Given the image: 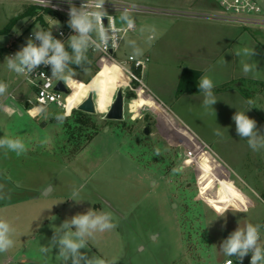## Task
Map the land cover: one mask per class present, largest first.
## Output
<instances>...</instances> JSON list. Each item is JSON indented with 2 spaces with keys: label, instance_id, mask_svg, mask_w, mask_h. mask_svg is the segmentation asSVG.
<instances>
[{
  "label": "rangeland",
  "instance_id": "1",
  "mask_svg": "<svg viewBox=\"0 0 264 264\" xmlns=\"http://www.w3.org/2000/svg\"><path fill=\"white\" fill-rule=\"evenodd\" d=\"M121 1L173 12L217 7L213 0ZM27 8L26 3L0 0V30L18 18L9 35H0V82L7 85L0 104H10L9 94L17 88L15 95L21 94L24 101H13L21 114H12L4 106L0 109V138L20 139L26 146L19 156L0 149V218L13 221L15 232H25L20 240L38 264L61 262L58 249L49 247L44 253L42 246H48L53 230L65 219L89 208L108 213L115 226L95 233L88 240L93 249L81 251L112 264H221L228 258L219 248L222 240L249 223L263 227L264 150L252 151L247 140L236 134L232 120L236 111H247L250 106L239 100L225 111L221 101L213 110L202 101L173 103L163 96L168 104L164 108L147 95L148 89L166 95L174 91L179 66L193 63L181 59L180 54H187L183 53L186 46L174 43L188 33L181 26L185 19L126 14L137 29L126 36L115 58L117 62L130 54L148 58L145 70L138 74L142 83L116 72L99 55L87 53L84 60L92 68L67 69L57 77L68 86L69 109L78 106L90 86H95L98 112L88 115L86 125L81 126L73 112L76 109L65 112L51 106L37 119L30 118L35 91L21 74L7 68L11 40L20 35L28 40L29 33L41 30L23 16ZM123 16H117L122 27L127 25ZM236 26L239 33L246 32L239 34L244 48H254L256 53L257 46L264 48V27ZM93 38L99 41L95 33ZM242 60L247 58L238 59V71H242ZM227 61L216 59L204 70L211 75L224 69ZM255 62L260 67L257 74L264 61L254 55ZM119 79L127 86L125 120L108 121L105 116L116 97ZM262 84V90L255 88L247 115L264 133V97H258L264 96ZM245 89H238L243 96ZM58 116L63 117L62 122ZM148 125L151 133L146 136L143 131ZM74 191L81 203L71 200ZM22 215L23 227L19 222ZM14 247H20L18 240L11 249Z\"/></svg>",
  "mask_w": 264,
  "mask_h": 264
},
{
  "label": "clouds",
  "instance_id": "2",
  "mask_svg": "<svg viewBox=\"0 0 264 264\" xmlns=\"http://www.w3.org/2000/svg\"><path fill=\"white\" fill-rule=\"evenodd\" d=\"M69 19L68 26L74 34L68 38L71 54L66 50L64 41L53 36L52 31L33 30L26 44L14 55L5 57L7 68L17 74H30L41 65L50 66L53 76H63L69 69L71 63L79 65L84 60L85 52L90 45L99 47L96 39H93V33L96 34L101 43L106 44L109 39V30L104 26L106 10L104 8L105 0H83L80 7H76L72 0H68ZM127 22L128 29L134 27V21L126 14L122 17ZM113 31L114 26L109 25ZM38 42V43H37ZM236 57H246L242 60V72L244 75L253 73L257 70V64L252 63V57L256 55L255 49L247 47L234 53ZM215 84L208 76H201L198 80L199 92L203 94V106L213 108L217 103L214 95ZM7 85L0 82V95H4ZM249 105L252 100L247 101ZM247 111H236L232 120L235 123L236 134L241 139H246L249 148L254 152L264 150V133L257 127V121L250 118ZM58 120L63 121V117L58 116ZM219 135V132H217ZM0 149L14 152L21 155L26 152V146L20 139L8 137L0 138ZM78 192L74 191L73 201L77 200ZM246 210V209H245ZM115 225L111 221V216L105 212H97L89 208L84 213H77L69 219H65L60 226L53 230V235L48 246H42L41 251L47 253L49 247L58 249L57 255L61 259V264H106L105 260L99 257H89L82 249H87L89 238L95 233H103L111 230ZM14 229L6 220L0 219V253L7 252L14 246ZM260 226L252 223L244 228L237 227L229 236L220 243V250L227 257L235 256L242 264L244 258L251 254L250 264H264V246L260 243ZM227 264H233L228 260Z\"/></svg>",
  "mask_w": 264,
  "mask_h": 264
},
{
  "label": "built area",
  "instance_id": "3",
  "mask_svg": "<svg viewBox=\"0 0 264 264\" xmlns=\"http://www.w3.org/2000/svg\"><path fill=\"white\" fill-rule=\"evenodd\" d=\"M22 3H26L34 10V15L31 18V25L39 24L43 31H52L55 38L64 41L66 50H69L68 38L74 34L73 30L68 26V0H15ZM83 0H72V3L76 7H80ZM218 7L217 12L213 13H181L168 10H161L154 7H143L136 5H129L121 0H105L104 8L106 10V17L104 18V26L109 30V39L106 44L97 41L100 45H90L85 53L92 56L94 54L99 55L100 61H108L109 63H116L124 72L131 78V81L137 80L142 83L138 74H142L146 68V62L149 59L142 60L135 55L130 54L124 61L117 62L115 54L119 50L122 42L126 36L135 32L136 25L131 29H128L127 25L122 27L117 23V16L125 15L128 13H143V14H157V15H174V16H193L201 17L205 19H211L214 21H220L225 23H232L244 28L249 27H264V0H213ZM45 15V16H44ZM48 16V20L44 17ZM45 20L44 23L40 19ZM105 20L107 21L105 23ZM109 25L114 26L116 30L114 33L109 28ZM32 33H29V37ZM94 39V38H93ZM27 40L21 35L19 41L11 46L10 55H14L20 50ZM38 43V42H37ZM24 81L33 87L35 91V100L30 101L33 107L32 111H36L37 115H41L45 110L51 106H56L61 111H72L76 109L73 107L69 109V93H63L58 91L57 85L59 82H63L68 89L67 84L57 79L58 76H53L50 66L41 65L34 72L30 74H21ZM60 78V77H59ZM31 112V111H29ZM259 243L264 246V221L263 227L260 228V241ZM251 254L247 255L242 264H250ZM228 260H232L233 264H240L235 256L226 258L221 264H227Z\"/></svg>",
  "mask_w": 264,
  "mask_h": 264
},
{
  "label": "crops",
  "instance_id": "4",
  "mask_svg": "<svg viewBox=\"0 0 264 264\" xmlns=\"http://www.w3.org/2000/svg\"><path fill=\"white\" fill-rule=\"evenodd\" d=\"M27 7L29 8H27V10H25L22 14H26L28 13V10L32 9V7H30L29 5H27ZM217 10H218V7H213V9H207V11H188V12L189 13H211V12L215 13L217 12ZM181 13H187V11H183ZM33 15L26 16V18L30 20V24H31V18L33 17ZM177 17L185 19V20H182L181 26L183 29H185L188 32L185 35H182L183 39L176 38L174 41L175 44H182L186 46V49H187V50H183V53H187V54L181 55L180 50H179L178 55L180 54L181 59L185 58V60L187 59L192 60L193 63L189 62L188 65L183 64V66H179L178 68L179 74H177L178 81H177L176 86L173 87L174 91H171V93H168V95H166V94H162V92H160V94H154L148 89L146 91L147 95H149L150 98H152V100L156 102L160 107H164V108L168 104L165 102V99L163 96L166 97V100H168V102H173V103L182 102V100L184 99L191 101V102L203 101V94L201 92H192V93H184V94L178 93V87L181 81L183 71L192 70V71L200 72L201 73L200 77L206 75L213 80L215 84V87L213 89L214 95L216 96L218 100L217 102H221V101L225 102L223 106L225 111L231 107L230 103H235L239 100L241 101L243 105H249L247 101L254 100L253 98L255 96L254 95L255 88L259 87L262 90L261 85H263L262 83H264V67L262 65L261 67L263 68L259 70V73L257 74L255 73V75H253L252 73L251 74L249 73L248 75H244L242 71L237 70L236 66L238 65L239 57H236L234 53L244 48L245 43L239 42V37L246 34V32L241 31V33H239L237 26L232 23H225V22L214 21L211 19H205V18L193 17V16H177ZM46 19H48V17ZM42 20L43 19H41V21ZM44 21L45 20H43L42 22L44 23ZM239 34H241V36H239ZM20 37L21 35L18 36L16 40H11V42L9 41L10 45L13 46V44L17 43ZM257 49L258 51L256 55L264 61V48L262 49L257 46ZM69 53L71 54V48H69ZM226 58H228V61L225 63L224 69L214 71L215 73L211 75H207L208 73L204 70V68H207L211 64H214L216 62V59L221 60V59H226ZM257 68H260V67L257 66ZM69 69H72V65ZM58 77H61V76H58ZM231 83H237V84L233 86ZM238 83L240 84L238 85ZM84 85L85 84H83V87ZM29 86L31 90L34 91L33 87H31L30 84ZM242 86L247 87V89H245L246 95L244 94V96L241 93L242 91L239 92L238 90ZM18 89L19 88L15 89L14 92L9 94V98L10 100H12L11 102H9L10 104H6V105L0 104V109L3 108L4 106L6 107V110H8L12 114H15V113L21 114V111H19V108H18L19 106L17 103L24 102V101L21 98L22 97L21 94L15 95V91H18ZM149 92L152 95L148 94ZM172 92H175V93L172 94ZM86 93H87V90L85 91V94ZM258 93H261L260 95H262V92H258ZM220 97H224V99H219ZM258 97L262 98L264 96L262 95ZM13 101H19V102L13 103ZM249 106L251 107V105ZM36 113H37L36 111H31L30 118L37 119L40 115L38 116ZM204 145L208 146L207 143H205ZM4 209L8 211L10 210L8 208H4ZM0 210H2V208H0ZM0 215H2V211ZM6 215H9V214H6ZM23 216L24 215L20 216V219H19V222L22 223L21 225L22 227L25 225ZM0 219L6 220L7 222H9L13 229L17 228V226H15V223L11 221L8 217L7 218L2 217ZM19 222H17V224H19ZM22 236H25L24 231L17 230L15 232V229H14L13 239H14V242L18 240V245L20 247L18 248L14 247V250L9 249L7 252L0 253V264H38V262L35 261L36 259L33 258V256L30 254V249H27V248L25 249V246L23 245L24 241L20 240ZM22 245L23 247L21 248ZM91 247L92 245L88 242L87 249L92 250L93 248ZM93 251L96 252V250H93ZM104 260L106 264H112L108 260L106 259ZM48 264H61V262L52 261Z\"/></svg>",
  "mask_w": 264,
  "mask_h": 264
},
{
  "label": "water",
  "instance_id": "5",
  "mask_svg": "<svg viewBox=\"0 0 264 264\" xmlns=\"http://www.w3.org/2000/svg\"><path fill=\"white\" fill-rule=\"evenodd\" d=\"M107 21L105 20V23ZM69 51V50H68ZM71 67V64L69 65V68ZM124 88L126 87H120L118 88L117 94L113 102L111 103L109 110L106 113V120L108 121H115V122H121L125 120V101H126V95L124 93ZM58 91L68 94L69 90L66 88L63 82H59L56 88ZM95 94L94 91H90L87 95V97L84 99L80 105L77 106L76 110L83 112L88 115H94L98 112V107L95 100ZM144 134L146 136L150 135L151 133V127L148 125L144 129Z\"/></svg>",
  "mask_w": 264,
  "mask_h": 264
},
{
  "label": "trees",
  "instance_id": "6",
  "mask_svg": "<svg viewBox=\"0 0 264 264\" xmlns=\"http://www.w3.org/2000/svg\"><path fill=\"white\" fill-rule=\"evenodd\" d=\"M34 14V10H28V13L24 14L23 16H32ZM20 18V17H19ZM18 18L11 20L7 26L0 30V35H8L15 24L17 23ZM72 68L74 70L76 69H87L92 68L91 65H89L85 60L82 61L81 65H72ZM200 72L192 71V70H184L181 81L178 87V93L184 94V93H192V92H199L198 88V80L200 77ZM75 115L77 116V123H79L81 126L86 125V117H88V114H85L83 112H80L78 110H74Z\"/></svg>",
  "mask_w": 264,
  "mask_h": 264
},
{
  "label": "bare ground",
  "instance_id": "7",
  "mask_svg": "<svg viewBox=\"0 0 264 264\" xmlns=\"http://www.w3.org/2000/svg\"><path fill=\"white\" fill-rule=\"evenodd\" d=\"M106 62H108V61H106ZM109 63V62H108ZM111 64V66L112 67H115L116 68V72H118V73H125L124 72V70L122 69V67H120L118 64H116V63H110ZM115 71H113V72H115ZM126 74V73H125ZM117 85H118V88H120V87H127L126 85H124V83H123V81L121 80V79H119L118 81H117ZM92 90H94L95 91V87H94V85H91V87H90V89H89V91H88V93L90 92V91H92ZM88 93H87V95H88ZM87 95H86V97H87ZM85 97V98H86ZM84 98V99H85ZM84 101V100H83ZM82 101V102H83ZM81 102V103H82ZM125 103H126V101H125ZM80 105V104H79ZM125 106H126V104H125ZM126 108V107H125Z\"/></svg>",
  "mask_w": 264,
  "mask_h": 264
}]
</instances>
